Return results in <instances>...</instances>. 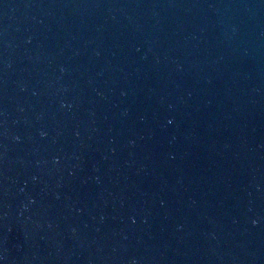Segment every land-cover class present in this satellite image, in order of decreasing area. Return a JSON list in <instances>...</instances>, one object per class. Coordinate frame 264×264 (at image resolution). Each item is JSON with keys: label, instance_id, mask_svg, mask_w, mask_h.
Masks as SVG:
<instances>
[{"label": "water", "instance_id": "1", "mask_svg": "<svg viewBox=\"0 0 264 264\" xmlns=\"http://www.w3.org/2000/svg\"><path fill=\"white\" fill-rule=\"evenodd\" d=\"M0 264H264V0H0Z\"/></svg>", "mask_w": 264, "mask_h": 264}]
</instances>
